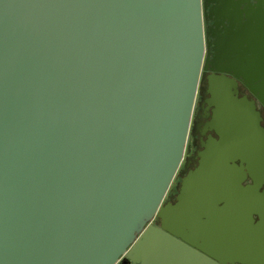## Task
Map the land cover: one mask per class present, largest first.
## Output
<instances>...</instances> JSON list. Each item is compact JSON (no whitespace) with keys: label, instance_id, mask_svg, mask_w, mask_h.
<instances>
[{"label":"water","instance_id":"water-1","mask_svg":"<svg viewBox=\"0 0 264 264\" xmlns=\"http://www.w3.org/2000/svg\"><path fill=\"white\" fill-rule=\"evenodd\" d=\"M253 1L0 0V264H264ZM205 72L218 138L164 212Z\"/></svg>","mask_w":264,"mask_h":264},{"label":"flooded vegetation","instance_id":"flooded-vegetation-1","mask_svg":"<svg viewBox=\"0 0 264 264\" xmlns=\"http://www.w3.org/2000/svg\"><path fill=\"white\" fill-rule=\"evenodd\" d=\"M254 2L253 0H251ZM213 18V16H212ZM210 28V30H214L215 25L213 24L212 20L203 17V29L206 34V29ZM223 30L221 29V33ZM213 31L209 32V42H214L216 40V36H211ZM206 37V35H205ZM212 45L210 46V50L206 48L205 44V52H204V59L207 57L209 52L210 59L214 58L216 54L212 53ZM212 66V64H211ZM204 72L201 70V76ZM210 72H205L204 80L200 81L196 100L194 104L193 114L190 122L188 137L185 145L184 155L182 162L169 186L164 200H163V211H168L171 207L178 206L182 204V196L184 194V187L187 179L197 171L200 167L201 162L203 161V152L205 147L209 145L208 137L218 138L214 131L211 129V122H212V115H213V106L209 105V100L211 96L207 93V84L206 79L207 76L210 75ZM237 88H246L245 86L239 84ZM261 112L263 113L262 108ZM264 126V120H263ZM180 211V208H179ZM154 221H152L153 223ZM168 225L173 226L166 221ZM166 224V225H167ZM125 258H121L116 264H125Z\"/></svg>","mask_w":264,"mask_h":264}]
</instances>
